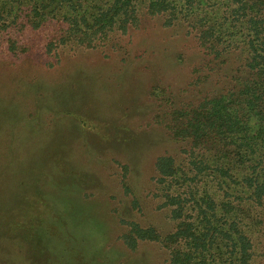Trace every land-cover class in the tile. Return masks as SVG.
I'll list each match as a JSON object with an SVG mask.
<instances>
[{
  "label": "rangeland",
  "instance_id": "obj_1",
  "mask_svg": "<svg viewBox=\"0 0 264 264\" xmlns=\"http://www.w3.org/2000/svg\"><path fill=\"white\" fill-rule=\"evenodd\" d=\"M44 60L37 48L19 60L0 59V76L14 71L23 81L21 91L0 83L8 88L0 100V178L32 169L35 181L23 200L7 203L9 193L0 200V264H167L155 242L130 249L117 238L121 217L162 232L172 225L154 208L149 176L154 156L175 153L180 143L154 114L165 116L170 100L177 105L223 89L239 73V58L226 53L218 63L179 25L142 15L101 48L60 54L49 67ZM52 154L59 159L54 185L41 170Z\"/></svg>",
  "mask_w": 264,
  "mask_h": 264
},
{
  "label": "trees",
  "instance_id": "obj_2",
  "mask_svg": "<svg viewBox=\"0 0 264 264\" xmlns=\"http://www.w3.org/2000/svg\"><path fill=\"white\" fill-rule=\"evenodd\" d=\"M142 15L179 25L218 63L234 53L239 73L229 75L223 89L177 105L170 100L165 116L154 114L180 143L175 153L154 156L149 176L154 208L164 210L172 225L162 232L121 217L117 238L130 249L155 242L167 264H264V0H0V59L19 60L37 48L49 67L60 54L101 48ZM1 74L0 83L23 87L14 71ZM7 92L0 86V100ZM51 156L41 170L55 177L54 185L59 159ZM121 167L119 182L128 194L127 168ZM34 183L32 169L4 172L0 200L8 193L7 203L23 200L33 193L26 185ZM129 203L137 206L133 196Z\"/></svg>",
  "mask_w": 264,
  "mask_h": 264
}]
</instances>
